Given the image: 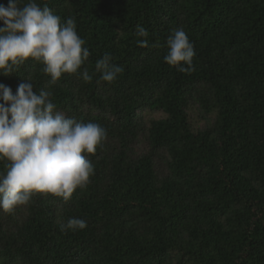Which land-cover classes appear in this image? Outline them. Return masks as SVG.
<instances>
[{"label": "trees", "instance_id": "obj_1", "mask_svg": "<svg viewBox=\"0 0 264 264\" xmlns=\"http://www.w3.org/2000/svg\"><path fill=\"white\" fill-rule=\"evenodd\" d=\"M36 3L75 19L93 79L50 84L28 61L0 84L15 94L31 76L57 110L107 139L86 154L95 175L71 200L37 193L0 209V264H264V0ZM178 28L194 45L191 73L164 61ZM105 53L124 68L111 84L95 70ZM69 218L87 227L62 232Z\"/></svg>", "mask_w": 264, "mask_h": 264}, {"label": "clouds", "instance_id": "obj_2", "mask_svg": "<svg viewBox=\"0 0 264 264\" xmlns=\"http://www.w3.org/2000/svg\"><path fill=\"white\" fill-rule=\"evenodd\" d=\"M139 47H149L147 30L137 25ZM86 41L78 35L74 18H61L36 0H8L0 4V74H14L28 61L44 65L42 71L57 83L64 74L81 75L84 82L93 76L82 66L89 60ZM164 61L182 73H191L196 52L193 43L178 28L167 39ZM184 65H187L185 67ZM99 79L109 84L124 71L105 53L95 64ZM51 90L35 91L32 78L18 85L16 93L0 84V209L13 211L28 205L34 194L52 195L65 202L77 189H86L95 168L87 155H94L107 139V130L93 122L84 123L57 110ZM60 230H82L87 222L69 218L58 221Z\"/></svg>", "mask_w": 264, "mask_h": 264}, {"label": "rangeland", "instance_id": "obj_3", "mask_svg": "<svg viewBox=\"0 0 264 264\" xmlns=\"http://www.w3.org/2000/svg\"><path fill=\"white\" fill-rule=\"evenodd\" d=\"M143 118L145 120H148L150 118H155V119H159V118H163V114L160 112H151V111H146L142 114Z\"/></svg>", "mask_w": 264, "mask_h": 264}]
</instances>
